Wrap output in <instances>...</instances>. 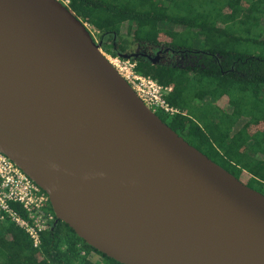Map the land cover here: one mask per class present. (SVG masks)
Returning a JSON list of instances; mask_svg holds the SVG:
<instances>
[{"label":"water","instance_id":"water-1","mask_svg":"<svg viewBox=\"0 0 264 264\" xmlns=\"http://www.w3.org/2000/svg\"><path fill=\"white\" fill-rule=\"evenodd\" d=\"M0 151L122 264H264V193L149 107L63 0H0Z\"/></svg>","mask_w":264,"mask_h":264},{"label":"trees","instance_id":"trees-1","mask_svg":"<svg viewBox=\"0 0 264 264\" xmlns=\"http://www.w3.org/2000/svg\"><path fill=\"white\" fill-rule=\"evenodd\" d=\"M67 6L100 39L110 40L106 50L113 56L124 58L121 53L136 43L197 56L195 67L131 60L138 74L172 88L164 96L179 112L170 116L159 110L158 115L264 193V55L245 45L264 46V0H69ZM196 39L202 40L201 49ZM94 252L100 261L91 258ZM0 264L122 263L90 246L63 221L45 231L36 248L6 218L0 219Z\"/></svg>","mask_w":264,"mask_h":264},{"label":"built area","instance_id":"built-area-1","mask_svg":"<svg viewBox=\"0 0 264 264\" xmlns=\"http://www.w3.org/2000/svg\"><path fill=\"white\" fill-rule=\"evenodd\" d=\"M63 1L69 3V0ZM111 61L149 107L170 116L179 112L164 96L171 87L165 88L150 76L138 74L134 62L128 67L129 61H121V57ZM6 218L23 229L36 248L42 244L43 233L56 222L46 191L0 151V219Z\"/></svg>","mask_w":264,"mask_h":264},{"label":"flooded vegetation","instance_id":"flooded-vegetation-1","mask_svg":"<svg viewBox=\"0 0 264 264\" xmlns=\"http://www.w3.org/2000/svg\"><path fill=\"white\" fill-rule=\"evenodd\" d=\"M96 40L101 44L102 50L104 48H106L107 46H112L110 40H106V39H96ZM142 45H144V46L146 45L147 49L143 48V50L139 51V52L132 51V49H130V50H127L126 52H123L121 54L122 55H124V54L133 55V58H136V59H139V58L149 59L148 56L155 57L156 55H158V53H160L159 60L157 63L174 64L176 66H181V67H195L200 62V60L197 56L191 55V54L188 55V53H187L188 51L176 50V49L165 47V46L163 47L162 45H159V46L158 45H152V47L156 49V52H155V54H153V53L151 54V53H149V49H148L150 44H142ZM111 49L113 50V48H111ZM135 54H137V55H135ZM166 56L169 58H173V60H175V63H172L171 61L163 62L162 60L164 58H166ZM198 66H201V65H198Z\"/></svg>","mask_w":264,"mask_h":264},{"label":"rangeland","instance_id":"rangeland-1","mask_svg":"<svg viewBox=\"0 0 264 264\" xmlns=\"http://www.w3.org/2000/svg\"><path fill=\"white\" fill-rule=\"evenodd\" d=\"M93 34H94V36H95V38L96 39H100L97 35H96V32H93ZM264 37V36H263ZM195 45H196V49H201V47H203V42H202V40H200V39H196L195 40ZM246 45V47H248L249 49V51H250V48H251V53H255V54H260V55H264V46H261V44H255V45H252L251 43H248V44H245ZM148 46V45H147ZM163 47H164V45H162ZM143 48H146V45L144 46V45H142V44H140V43H136V44H133L128 50H130V49H132V51H137V52H139V51H142L143 50ZM147 49V48H146ZM148 49H149V53H153V54H155V52H156V49L155 48H153L152 47V45H149V47H148ZM103 52H104V54L108 57V59L111 61V60H113L114 58H116V56H113L109 51H107L106 50V48H104L103 50H102ZM148 53V52H147ZM121 61H129V63H128V67L130 66V64L131 63H133V61L131 60V59H128V58H121ZM163 62H167V61H171L172 63H175V60H173V58H169V57H167L166 56V58H164L163 60H162ZM112 62V61H111ZM113 64V63H112ZM115 66V65H114ZM116 67V66H115ZM159 111V110H158ZM91 258H93V260H95V261H100L101 259H102V257L99 255V254H97V253H92L91 254Z\"/></svg>","mask_w":264,"mask_h":264}]
</instances>
